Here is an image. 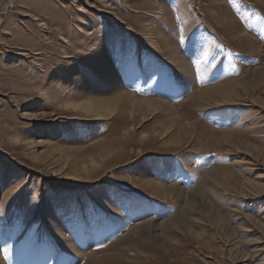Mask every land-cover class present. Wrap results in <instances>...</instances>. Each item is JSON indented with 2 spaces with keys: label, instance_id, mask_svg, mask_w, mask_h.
<instances>
[{
  "label": "rangeland",
  "instance_id": "rangeland-1",
  "mask_svg": "<svg viewBox=\"0 0 264 264\" xmlns=\"http://www.w3.org/2000/svg\"><path fill=\"white\" fill-rule=\"evenodd\" d=\"M51 230L96 238L77 264H264V0H0L3 262Z\"/></svg>",
  "mask_w": 264,
  "mask_h": 264
},
{
  "label": "bare ground",
  "instance_id": "bare-ground-1",
  "mask_svg": "<svg viewBox=\"0 0 264 264\" xmlns=\"http://www.w3.org/2000/svg\"><path fill=\"white\" fill-rule=\"evenodd\" d=\"M161 12V11H160ZM92 56V55H91ZM94 56L95 57H98V54L95 52L94 53ZM172 57H173V60L171 61V64H173V66L176 68V75H178V76H180L184 81H187L188 80V77H187V75H186V72H187V70L185 69V63L183 64V61H182V58L181 57H179L178 55H172ZM96 61H97V64H98V69H104V68H102L103 66V64H102V60H101V57H98L97 59H96ZM112 74H113V72H112ZM111 74V75H112ZM118 77V76H117ZM111 78V77H110ZM114 79V77L111 79V80H113ZM178 79V78H177ZM81 80V78H79V79H73L72 80V83L73 84H75V82H77L78 83V81L79 82H82V81H80ZM180 80V79H179ZM116 81H119V80H117L116 79ZM84 82V81H83ZM226 83V82H225ZM119 84V83H118ZM181 84V83H180ZM113 85V84H112ZM210 86H212V85H210ZM216 85H214V87H215ZM217 86H218V84H217ZM119 87V86H118ZM118 87H116V88H118ZM213 87V88H214ZM216 88H218V87H216ZM210 89V88H209ZM200 90V89H199ZM198 90V91H199ZM219 90V89H218ZM223 90V89H222ZM202 90H200V92H201ZM204 91V90H203ZM202 91V92H203ZM205 91H206V89H205ZM204 91V93L205 94H207L206 92ZM224 91V90H223ZM217 92V91H216ZM125 93L129 96V97H132V95L130 94V93H128V92H126L125 91ZM198 93V92H197ZM218 93V92H217ZM220 93H222L223 94V92L221 91ZM226 93V92H225ZM204 94V95H205ZM215 93L213 92V95H214ZM220 96V95H219ZM203 97V96H202ZM146 103H151V104H156L157 106H161V107H165V108H167L168 110H172L173 109V106L171 105V103L169 102V101H166V100H161V99H157V98H152V99H149V101H147L146 100ZM102 108L105 110H107V109H109V110H111L112 112H113V110H112V108H108V105H102ZM154 184V185H153ZM154 186L155 187V189H156V186L158 187V188H161V187H163L164 186V184H161V183H158L157 181H152L151 183H150V186ZM153 187V188H154ZM163 191H165V190H163ZM191 191H189L188 193H190ZM261 194V193H260ZM191 195V194H190ZM152 223L153 222H151V223H149V225H152ZM155 225L153 224V226H150V229L153 231L155 228ZM138 230V229H137ZM90 232V231H89ZM89 232H87L86 233V236H85V238H81L80 240L81 241H79V242H77L76 240L75 241H73V239L71 238H69L67 235H66V237H64V238H62L59 234H57V233H55L54 231H49V233H52V235H53V242H54V247L52 248V252L51 253H44V252H41L40 254H39V257L37 258V259H35V258H32V260L29 262L28 260H27V258H25V255H27V252L28 251H23L19 256H16V257H14L13 258V264H43V263H45V264H52V263H55L54 261H53V259H52V256H53V253L55 252V253H57V252H59V256H58V262L59 263H57V264H77V263H79V262H81V257H82V255H85V250L84 249H86V247H85V245H90L91 246V244H93V242L95 243V239L94 238H92L91 236H89L90 235V233ZM70 237H71V235H70ZM3 241V240H2ZM3 244H4V242H2ZM100 244V243H99ZM80 245V246H79ZM97 245V244H96ZM24 246V245H23ZM6 247V246H5ZM95 247V246H94ZM6 248H8V246L6 247ZM5 248V249H6ZM28 248V247H27ZM26 248V249H27ZM88 248H90V247H88ZM2 249V248H1ZM4 249V250H5ZM26 249H24V250H26ZM10 250V249H9ZM7 253H9V251H7ZM54 253V254H55ZM93 253V250H91V251H89V253L88 254H92ZM4 254V253H3ZM56 255V254H55ZM96 255H97V253H96ZM7 256H8V254H7ZM3 255L1 254V251H0V264H5V262H3ZM44 259H45V261H44ZM52 259V260H51Z\"/></svg>",
  "mask_w": 264,
  "mask_h": 264
}]
</instances>
